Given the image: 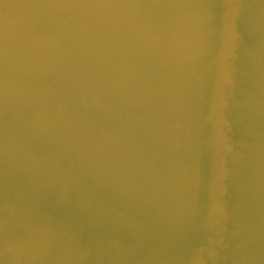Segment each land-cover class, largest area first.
I'll return each mask as SVG.
<instances>
[{
    "label": "water",
    "instance_id": "1",
    "mask_svg": "<svg viewBox=\"0 0 264 264\" xmlns=\"http://www.w3.org/2000/svg\"><path fill=\"white\" fill-rule=\"evenodd\" d=\"M0 264H264V0H0Z\"/></svg>",
    "mask_w": 264,
    "mask_h": 264
}]
</instances>
